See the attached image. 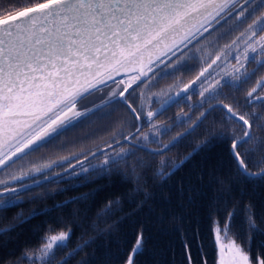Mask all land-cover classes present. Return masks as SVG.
Here are the masks:
<instances>
[{"label":"snow or ice","instance_id":"6c2138e0","mask_svg":"<svg viewBox=\"0 0 264 264\" xmlns=\"http://www.w3.org/2000/svg\"><path fill=\"white\" fill-rule=\"evenodd\" d=\"M196 65L199 70L184 82L183 74ZM168 79L172 82L156 87ZM96 93L98 102L81 103ZM173 107L179 110L167 116ZM119 110L124 116L103 148L33 162L43 149L63 147L68 134L93 117L107 119ZM186 142L191 151L178 162L164 155ZM217 148L229 165L227 187L224 177H215L221 185L215 210L227 213L223 225L216 219L211 229L217 264H264V251L255 256L251 251L255 236H264L254 205L243 206V244L229 238L237 204L227 207L232 182L264 187V0H43L0 16V214L25 203V193L29 200L39 198L33 188L45 184L73 181L54 189L60 192L107 181L50 209L16 213L15 223L0 227V237L37 215L95 202L101 194L105 203L97 220L137 196L139 209L154 196L146 190L149 179L166 181L194 155ZM155 157L160 159L154 166ZM57 167L61 170L54 171ZM63 224L62 217L48 224L38 248L4 264H68L92 239L57 259L73 231ZM134 226V243L122 264H136L143 254L145 227ZM92 227L110 233V227ZM181 243L192 264L190 242ZM258 247L264 249V240Z\"/></svg>","mask_w":264,"mask_h":264},{"label":"trees","instance_id":"16d2710c","mask_svg":"<svg viewBox=\"0 0 264 264\" xmlns=\"http://www.w3.org/2000/svg\"><path fill=\"white\" fill-rule=\"evenodd\" d=\"M39 2H43V0H0V16L7 15L9 12L14 13ZM174 115L172 109L167 113V116ZM123 116L124 113L121 115L112 114L110 118L100 119L102 123L108 125L102 135V132L95 128L98 126V121L92 119V123L82 125L70 132L63 143V148L67 146L70 151H74L73 148L78 150L79 146L87 147L92 145L95 140L106 138L105 134L110 136ZM106 131L107 133H105ZM78 142H82V144L78 146L76 144ZM191 147L186 142L164 155L178 162L182 156L191 151ZM137 155H144V153L138 152ZM159 159L160 157L154 158V166ZM217 176L226 179L225 187H227L229 165L224 151L220 148L214 149L210 153L201 152L194 155L176 175L166 181L161 182L159 177L149 179L146 190L154 193V196L139 209L136 205L142 198L141 196H137L131 203L126 199L121 211H116L109 217L97 220L96 213L105 203L103 194H101L95 202H77L69 204L66 208L55 209L48 215H37L27 224L17 227L5 237H0V245L5 239L8 241L6 246H0V264L9 260L15 261L25 249L38 248L47 225L61 217L64 219L61 228L71 227L73 231L68 247L57 251V259L64 256L77 244L82 243V240L92 239L87 247L68 259V264H81V261L84 260L87 261V264H122L130 251L131 243H134L133 232L137 222L145 227L146 240L143 254L136 256V264H187V253L182 246V239H187L190 242L192 264H203L205 259L207 264H217V251L213 243L214 237L211 229L213 220L218 219L223 225L227 214L223 208L220 211L215 210L214 200L221 188L215 179ZM69 183H73V181H69ZM69 183L59 189H64ZM106 183V180H97L84 187L60 192H55L51 190L52 188L38 190L33 193H40V197L31 200L28 199L31 195L29 193L25 196V203L0 214V227L15 223L16 213L22 212L24 215H28L33 209L38 212L50 209L53 205L70 197L79 196L83 192ZM181 185L184 187L183 192ZM130 187L129 185L120 191H127ZM189 188H191V192H189ZM230 195L231 199L227 207L231 209L233 204H237V215L232 220L229 237L235 238L237 243L243 244L247 239V231L244 227V205L248 203L254 205L253 210L257 223L264 228V187L254 188L251 184L232 182ZM189 196L192 197V203L188 202ZM220 204L223 205L224 201L221 200ZM73 210H78L76 215H73ZM93 223L97 224L98 229L110 227V233L94 230ZM61 228H57V231ZM194 232H198V237L194 238ZM185 233L186 236H184ZM262 240H264V236H255L251 248L253 256L264 251L258 247V242ZM20 264H27V261H21Z\"/></svg>","mask_w":264,"mask_h":264},{"label":"rangeland","instance_id":"374dc122","mask_svg":"<svg viewBox=\"0 0 264 264\" xmlns=\"http://www.w3.org/2000/svg\"><path fill=\"white\" fill-rule=\"evenodd\" d=\"M235 34L236 33H233L230 36L226 37L225 39L221 40L220 41V44L222 45L224 43H227L230 39H232V36H234ZM198 70H199V65H196V67L192 68V70L190 72L184 73L183 74L184 82H187L188 79H191V77L193 75H195L196 71H198ZM171 82H172L171 79L162 80V81H160V83L156 87L159 88V87H162L164 84L171 83ZM141 87H143V86L141 85ZM138 91L139 90L137 89V92ZM96 95L97 94H95L94 96L87 97L81 103L82 104H88V106H90V102H87V101L90 100V99H92L93 97L95 98ZM193 99L195 100V99H197V97H193ZM92 101L98 102V98H95ZM175 109H176V107H173L172 108V110H173L174 113H176L179 110V109L178 110H175ZM185 110H187V109L185 108ZM113 114H119V115H121V114H123V110L116 111ZM193 116H195V113H193ZM92 119L95 120L96 118L93 117ZM97 121H98V126H96L95 128L99 132H102L101 133V135H102V134H104V130L107 129L108 125H107V123H102V120L101 121L100 120H97ZM125 130H127V129H125ZM105 133H107V131ZM105 136H106V138H100V140H98V141L95 140L92 145L87 146V147L79 146V145L82 144V142H78L76 144H78L79 148H78V150H76V148H73L74 151H72V150L70 151L67 146L66 147L64 146V148L63 147H60V146H55V147L54 146H49V147L43 149L41 152L36 153L32 157V160H33V162H42V161H46L48 159H57L59 156L69 155L70 152H79V150L81 148L85 149L86 151L87 150H93L94 151L96 148H102V147H104V142H106V141L109 140V135H106L105 134ZM164 139L167 140V137H165ZM76 159H82V156H78V157H76ZM76 159H70L69 162H73ZM69 162H64V167H67ZM91 162L95 163V160H92ZM53 170L54 171H60L61 169L59 167H57V168H54ZM66 183H69V181H64V182H62L60 184H45V186L42 187V188H33V192L34 191H38V190H42L43 191V190L51 189V188H52L51 190H54V189H57V188H60V187L64 186V184H66ZM27 194H29V193H25L24 196H27ZM225 243H227V241H225ZM217 255H218V253H217Z\"/></svg>","mask_w":264,"mask_h":264},{"label":"flooded vegetation","instance_id":"af4514ba","mask_svg":"<svg viewBox=\"0 0 264 264\" xmlns=\"http://www.w3.org/2000/svg\"><path fill=\"white\" fill-rule=\"evenodd\" d=\"M113 87H115V85H112ZM97 95L95 96V98H98L99 96H100V93H96ZM94 97L92 98V99H90V100H88L87 102H91L92 100H94L95 99ZM76 162V160H74L73 162H71L72 164L73 163H75Z\"/></svg>","mask_w":264,"mask_h":264},{"label":"water","instance_id":"95a60500","mask_svg":"<svg viewBox=\"0 0 264 264\" xmlns=\"http://www.w3.org/2000/svg\"><path fill=\"white\" fill-rule=\"evenodd\" d=\"M21 10H22V9H21ZM18 11H19V10H18ZM14 13H15V12H14ZM14 13H13V14H14ZM150 147H151V146H150ZM102 148H103V147H102ZM75 163H76V162H75ZM75 163H73V164H75Z\"/></svg>","mask_w":264,"mask_h":264}]
</instances>
